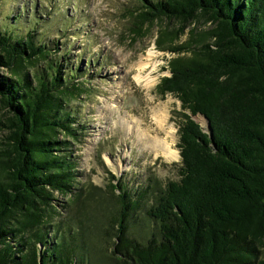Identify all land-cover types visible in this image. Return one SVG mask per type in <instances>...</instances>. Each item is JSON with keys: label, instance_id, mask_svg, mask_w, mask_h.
<instances>
[{"label": "trees", "instance_id": "16d2710c", "mask_svg": "<svg viewBox=\"0 0 264 264\" xmlns=\"http://www.w3.org/2000/svg\"><path fill=\"white\" fill-rule=\"evenodd\" d=\"M141 1L152 17L211 27L189 57L169 62L157 86L185 112L180 179L137 200L127 185L112 186L116 205L104 224L111 244L101 260L88 226L50 223L54 192H70L76 177L74 159L53 153L65 143L52 137L58 128L76 134L62 104L79 92L76 72L60 78V64L50 66L32 75L35 84L25 73L0 77L9 131L0 145V264H264V0ZM38 11L11 8L12 23L32 31L23 39L11 28L0 33V69L15 72L45 55Z\"/></svg>", "mask_w": 264, "mask_h": 264}, {"label": "rangeland", "instance_id": "374dc122", "mask_svg": "<svg viewBox=\"0 0 264 264\" xmlns=\"http://www.w3.org/2000/svg\"><path fill=\"white\" fill-rule=\"evenodd\" d=\"M141 4V0H0V33L11 28L14 38L23 39L32 27L12 23L9 12L16 7L22 15L26 9L32 10V16L37 8L43 24L36 27L35 33L48 44L43 57L22 62L15 72L0 69V77L15 79L18 73H25L35 84L32 75L40 71L47 75L50 66L60 64V78L68 77L70 70L76 72L79 92L62 101L76 121V134L68 135L58 128L52 135L65 143L54 155L73 158L76 177L70 192H54L50 202L54 219L50 223L78 219L88 226L95 251L104 253L111 244L104 224L116 205L113 185H127L137 200L147 188L151 196L180 179L177 144L184 111L177 97L161 95L157 86L170 75L169 62L189 57L202 39V32L211 28L204 19L182 22L152 17ZM66 16L71 20L63 22ZM180 50L184 52L177 54ZM149 51L154 52L153 62L157 65L151 75L155 82L144 89L134 82L131 67ZM155 106L159 113L167 112L163 128L170 132L168 141L178 155L172 161L156 155L147 143L152 134H162L152 116ZM7 117L0 103V145L9 132L5 128ZM193 119L206 127L202 116Z\"/></svg>", "mask_w": 264, "mask_h": 264}, {"label": "bare ground", "instance_id": "6f19581e", "mask_svg": "<svg viewBox=\"0 0 264 264\" xmlns=\"http://www.w3.org/2000/svg\"><path fill=\"white\" fill-rule=\"evenodd\" d=\"M154 57V52L149 51L145 57H139L138 61L133 65L134 68L131 67L133 69L134 82L144 89H148L155 82V78L151 77L152 72L157 66L156 63L153 62ZM147 69H151V71L149 72ZM157 107L158 106L153 107L152 116L162 134H152L147 139V143L149 148L156 155L162 156L167 161H172L177 158L178 155L172 150L171 143L168 141L170 132H167V130L163 128V124L167 120V112L159 113V110H156Z\"/></svg>", "mask_w": 264, "mask_h": 264}]
</instances>
